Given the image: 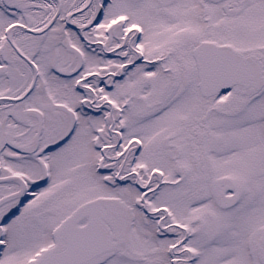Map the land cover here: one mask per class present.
<instances>
[{"label":"snow or ice","instance_id":"1","mask_svg":"<svg viewBox=\"0 0 264 264\" xmlns=\"http://www.w3.org/2000/svg\"><path fill=\"white\" fill-rule=\"evenodd\" d=\"M0 264H264V0H0Z\"/></svg>","mask_w":264,"mask_h":264}]
</instances>
